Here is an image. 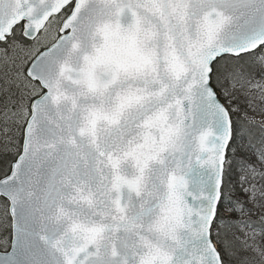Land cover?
Returning <instances> with one entry per match:
<instances>
[{
	"label": "snow or ice",
	"instance_id": "1",
	"mask_svg": "<svg viewBox=\"0 0 264 264\" xmlns=\"http://www.w3.org/2000/svg\"><path fill=\"white\" fill-rule=\"evenodd\" d=\"M0 264H264V0H0Z\"/></svg>",
	"mask_w": 264,
	"mask_h": 264
}]
</instances>
